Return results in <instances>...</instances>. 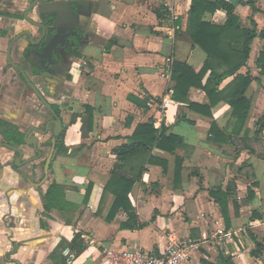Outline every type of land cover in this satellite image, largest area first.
Masks as SVG:
<instances>
[{"label": "crops", "instance_id": "crops-1", "mask_svg": "<svg viewBox=\"0 0 264 264\" xmlns=\"http://www.w3.org/2000/svg\"><path fill=\"white\" fill-rule=\"evenodd\" d=\"M191 1L68 0L74 3L83 42L63 83L62 136L47 176L41 173V161L11 168L18 156L3 146L18 147L16 141L38 115L48 118L31 93L24 98L23 82L6 68L10 41L25 29H31L33 38L40 31L13 18L16 6L25 7L20 0L0 2V264H104L105 248L157 252L172 238L204 250L191 252L189 260L196 264H218L220 254L233 264H264V257L250 254L252 236L264 245V128L258 124L264 122V76L256 65L263 43L259 37L253 40L249 60L238 72L257 78L245 95L251 109L243 128L224 101L207 116L190 109L187 102L209 105L200 90L191 88L187 101L182 95L175 101L176 85L166 64L184 63L197 74L207 59L187 35ZM226 1L234 5L242 27L251 29L253 22L258 33L264 31V0ZM226 19L219 9L203 16L214 25ZM71 35L75 37L67 42L79 44L78 36ZM21 50L11 49L16 64L26 60ZM59 68L64 65L53 66ZM33 79L48 105L54 103ZM232 79L222 80L217 90ZM149 121L155 129L163 124L166 136L181 141L172 153L153 148L122 168L116 149ZM14 125L17 133L10 128ZM212 125L219 131L215 136ZM33 136L30 132L28 137ZM142 165L128 195L136 219L129 221L123 209L108 219L115 199L103 190L112 173L130 179ZM52 184L63 191L50 204ZM217 188L228 193V228L209 195Z\"/></svg>", "mask_w": 264, "mask_h": 264}, {"label": "trees", "instance_id": "trees-1", "mask_svg": "<svg viewBox=\"0 0 264 264\" xmlns=\"http://www.w3.org/2000/svg\"><path fill=\"white\" fill-rule=\"evenodd\" d=\"M239 0H236L238 2ZM241 2V1H240ZM223 10L226 14V22L223 25H214L203 20L206 13H213L215 10ZM187 35L192 43L199 46L206 54L207 59L199 73L194 71L184 63H173L171 65V80L175 82L173 99L177 101L179 96L187 101V94L191 88L200 90L208 97L209 105L200 106L187 102L189 108L202 115H210V110L219 102L224 101L232 110V117L236 124L243 128L247 121L251 109V102L245 96L251 83L257 80L247 71L245 74H238L239 70L246 66L249 60L250 47L253 40L259 37L262 40V51L256 61L260 68V76H264V31L257 32L256 26L251 22V29L242 27L237 16L234 14V5L226 0H192L189 10V24ZM111 45H106V49ZM209 76L205 83H202L206 74ZM233 77L228 86L218 91L217 87L225 78ZM92 115L87 119L88 126L92 123ZM184 120V117H182ZM260 128H264V122L258 123ZM219 131L212 125L210 133L217 134ZM181 141L180 138L172 135L166 136V128L162 124L155 129L152 122L138 125L128 143L116 149L117 159L121 162V167L125 168L130 159H137L144 152H149L153 148L167 150L172 153L174 148ZM168 145V146H165ZM152 159H147L146 163ZM144 170V165L140 166L137 173L130 179L117 173H112L109 182L103 193H110L114 197V203L108 219H111L118 210L123 209L128 216V220L136 219L128 195L137 179L140 178ZM63 190L59 186H50L49 203L53 201V196ZM210 197L217 201L226 228L229 227V215L227 210L228 193L221 188L209 192ZM256 217H259L256 215ZM144 225H140L142 228ZM254 249L251 256L255 258L264 257V245L258 242L253 236ZM61 247V245H60ZM59 246H57L56 251ZM218 264H233L231 258L222 254L218 257ZM205 264H209L206 263Z\"/></svg>", "mask_w": 264, "mask_h": 264}, {"label": "flooded vegetation", "instance_id": "flooded-vegetation-1", "mask_svg": "<svg viewBox=\"0 0 264 264\" xmlns=\"http://www.w3.org/2000/svg\"><path fill=\"white\" fill-rule=\"evenodd\" d=\"M57 3L59 4L56 7L57 12L62 17L60 16L55 20V18H53L52 15H46V18L41 19L45 24L48 25V28H46V36H45V39L43 40V42H41L40 46L39 47L31 46L28 43L27 38H25V37H23L20 40L21 47L23 49L22 50L23 55L25 56L26 61L29 63L28 69L25 70L26 75L28 76L30 81L33 78L35 80H37L40 83V86H42L45 90H48V92H49L48 94L52 98L55 99L54 103L49 104L50 110L47 109V107L41 103V101L34 94V92H32V90L23 82L20 75L15 70H13L14 71V77L21 79V81L23 82V85L25 86L24 98H26L27 92L31 93L32 98L36 99V103L39 105H42L44 107V109L46 110L45 111L46 117L48 119H45V117H41L37 114L38 116H37L35 125L30 126L28 130L33 129V127H37L38 125H39L38 126L39 128L44 129V127H46V125H48V123L53 121L55 118H58L60 120L61 127H60L59 134H58V137H57L56 142H55V147L58 144V141L60 140V138L62 136V129H63V124H62V120H61V109L64 107V101H61L63 98V92H64L63 83L65 82V80L67 78L66 75L69 72V68H70L71 63L80 56L79 50H80L81 44L83 42L81 40L82 34H81L80 25L78 22V17L73 14V12H72L73 8L69 5L68 0H58ZM64 4L67 5V7H65ZM41 20L39 19V21H41ZM48 21L50 23H48ZM51 29H53V30L51 31ZM23 31H25V30H23ZM48 32H50V33L47 34ZM54 33H56L55 37H54ZM72 33H74L78 36V43L79 44L73 45V44L67 42V40H66L67 38L69 39L70 42L73 39V37H71ZM40 37H41V31H40L39 37L34 38V41H37ZM26 42H27V44H26ZM59 44H60V46H58ZM27 52H29V53L27 54ZM58 64L64 65V68L62 70L59 68L58 71H56L53 69V66L54 65L56 66ZM7 69H11V68H7ZM37 91L42 96L41 92L38 89H37ZM59 100H60V103L57 102ZM42 113L44 114V112H40L41 115H42ZM10 128L15 130L16 133L18 132L16 125H14ZM48 130H49V132L43 137V139L47 140L46 145L44 146L45 147L43 150L44 152H43L41 158L37 159V161H36V162H40V161L42 162L41 163L42 164V172L41 173L44 174V176H45L44 165H45V161H46V159L49 155L50 149H51L54 126L49 125ZM15 131H12V132H15ZM30 132H33V131H30ZM35 136H36V134H35ZM35 136H33V137H35ZM22 138H23V136H22ZM17 142H21V145H18V147H15V148L22 149L21 148L23 146L22 139L16 141V143ZM30 151L31 152H28L26 155L27 157H25L24 159L36 160V154H34L32 152V149H30ZM15 155H17V154H15ZM17 158L14 159V161L12 162V165L17 163ZM22 161H24V160H21L20 163H22ZM33 164H35V162H33ZM15 168H17V167H15Z\"/></svg>", "mask_w": 264, "mask_h": 264}, {"label": "water", "instance_id": "water-1", "mask_svg": "<svg viewBox=\"0 0 264 264\" xmlns=\"http://www.w3.org/2000/svg\"><path fill=\"white\" fill-rule=\"evenodd\" d=\"M3 2L5 0H0V2ZM58 0H20L21 3H24L25 7L21 10L16 6L17 12L14 13L13 18H21V21H24L25 24L29 25V28H36L38 30L41 31V37L37 40L34 41L33 35H32V31L31 29H25V31H23L22 33H20L18 36L14 37L8 47H7V51H6V64H7V68H11L12 70H15L21 77V79L23 80V82L32 90V92H34V94L38 97V99L41 101L42 104H44L47 109L50 110V107L48 105V103L43 99V97L39 94V92L37 91L36 87L33 85V83L30 81V79L28 78V76L25 73V70L28 69L29 67V63L22 59L21 64H16L12 61L11 58V49L12 47L15 48H20L21 47V42L20 40L25 37L28 40V43L33 46V47H39L41 42H43V40L45 39L46 36V28H48V25L45 24L41 19L46 18V15H52L53 18H55V20L58 18V12H57V5H59L57 3ZM73 2H70L69 5L73 6ZM34 16L36 17V19H34ZM37 17L40 18L41 21H37ZM48 23H50L48 21ZM53 29H51L52 31ZM50 31V32H51ZM50 32H48L47 34H49ZM72 37H75L74 35H71ZM27 44V42H26ZM23 50V49H22ZM21 50V51H22ZM30 51V50H29ZM23 53V52H22ZM29 52H27L28 54ZM22 65V66H21ZM49 125H53L54 126V131H53V140L51 143V149L49 152V155L45 161V165H44V173L45 176H47L48 173V168H49V164L51 162L52 156H53V152L55 149V142L56 139L58 137L59 134V130H60V120L58 118H55L53 121L49 122L48 125H46V127H44V129L37 127H33V129L29 130L27 133H25L23 135L22 138V142H23V146L21 147L22 149L19 148H15L9 145H3L4 148L8 149L9 151H12L13 154H17L18 158H17V163L13 164L11 166L12 167H17V168H21L22 166L26 165V164H33V162H36L37 159L41 158L42 154H43V150H44V146L46 145L47 140L43 139V137L49 132L48 127ZM30 131H33L36 136L35 137H28ZM32 149V152L34 154H36V160H26L24 159V155H27L28 150L27 149ZM22 163H20L21 160ZM10 164V163H9ZM10 166V165H9ZM3 165L0 164V172L3 170Z\"/></svg>", "mask_w": 264, "mask_h": 264}, {"label": "built area", "instance_id": "built-area-1", "mask_svg": "<svg viewBox=\"0 0 264 264\" xmlns=\"http://www.w3.org/2000/svg\"><path fill=\"white\" fill-rule=\"evenodd\" d=\"M172 63L166 64V72H171ZM198 250L193 243L182 242L172 238L168 244L157 252L139 249L113 250L103 249L104 264H181L191 258V252ZM203 260H206L203 257ZM201 264V263H197Z\"/></svg>", "mask_w": 264, "mask_h": 264}, {"label": "rangeland", "instance_id": "rangeland-1", "mask_svg": "<svg viewBox=\"0 0 264 264\" xmlns=\"http://www.w3.org/2000/svg\"><path fill=\"white\" fill-rule=\"evenodd\" d=\"M263 157H264V148H263V150H262V154H261ZM213 241V240H212ZM213 242H215V240L213 241ZM198 250H195V251H193V252H195L196 254H198V251H200V252H203L204 250L202 249L201 250V248H197ZM185 262H188V264H196V262L194 263L193 261H191V260H187V261H184V263Z\"/></svg>", "mask_w": 264, "mask_h": 264}]
</instances>
